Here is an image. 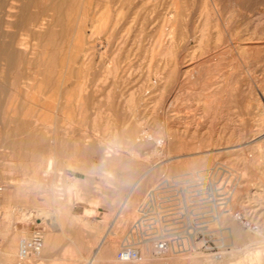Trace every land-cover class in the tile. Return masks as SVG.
<instances>
[{
    "label": "rangeland",
    "instance_id": "1",
    "mask_svg": "<svg viewBox=\"0 0 264 264\" xmlns=\"http://www.w3.org/2000/svg\"><path fill=\"white\" fill-rule=\"evenodd\" d=\"M25 1L0 0V48L6 49L12 43L9 49L16 54L12 69L0 61V137L5 139L10 133L16 137L13 143L5 144L15 146L14 149L3 150L7 159V153L15 152L11 168L0 164V231L6 222H14L13 227L24 234L18 236L17 249L19 241L30 238L35 231L41 232L44 238L42 252L24 261L27 264H89L95 256L92 264L223 261L237 264L243 253L242 246L246 245L247 232L256 227L259 220H264V0ZM11 12L21 13L11 15ZM44 22L56 23L44 38L49 41H46L47 51L36 46L38 25ZM89 52L94 54L90 56ZM30 66L31 69L27 68ZM104 74L108 77L104 78ZM35 76L41 81L33 79ZM40 82L47 91V98L35 97L44 105L42 109L28 105L25 99L29 97L24 94L25 84L36 86ZM10 91H14L12 96L18 94L17 98L13 96V99ZM78 93L82 94L79 98L84 103L80 104L83 108L72 101ZM3 113L8 115L5 120L1 117ZM143 128L150 136L142 132ZM37 132L47 142L54 133L64 149L58 151L62 158L50 171L46 168L50 151L40 150L38 144L26 140ZM65 134L80 140L79 145L83 146L77 147L74 140L64 139ZM89 136L98 142L94 149L86 145L85 139ZM153 137H165V144H157ZM22 140L26 144H21ZM66 144L68 147H64ZM8 169L13 170L12 173L8 174ZM4 176L14 177L16 185L28 183L29 186L17 191L15 185L3 182ZM207 188H215L216 198L227 199L224 209L233 211L228 213L240 215L234 224L223 222L222 231L215 233L207 247L198 242L185 252H169L158 257L150 244L137 240L133 227L137 210L151 190L156 189L160 196L182 190L179 194L195 201L196 208L206 210ZM99 196H115V209L125 207L128 215L126 223L114 226L100 249L97 229L90 222L76 221L70 215L74 202ZM25 197L29 203L21 202ZM126 197L131 198L128 203L124 201ZM25 206L55 210L60 213V221H41L30 214L25 218ZM222 211L216 207L211 215ZM56 222L60 223L59 228L53 225ZM231 226L237 229L235 237L230 236ZM131 232L133 236L126 240ZM1 239L0 236V244ZM48 239L51 247L44 253ZM128 245L139 249L141 261L118 260V251ZM43 255L45 258L40 259Z\"/></svg>",
    "mask_w": 264,
    "mask_h": 264
},
{
    "label": "bare ground",
    "instance_id": "2",
    "mask_svg": "<svg viewBox=\"0 0 264 264\" xmlns=\"http://www.w3.org/2000/svg\"><path fill=\"white\" fill-rule=\"evenodd\" d=\"M27 1V0H26ZM25 1V2H26ZM46 1H48V0H46ZM52 1H54L55 2V0H52ZM62 1V0H61ZM81 1V0H80ZM111 1V0H110ZM229 1V0H228ZM53 2V3H54ZM70 2V1H69ZM234 2V1H233ZM254 2V1H253ZM32 3V2H31ZM66 3H68V2H66ZM82 3V2H81ZM227 3V2H226ZM234 3H236V2H234ZM28 4V3H27ZM32 4H34V3H32ZM44 4V3H43ZM59 4V3H58ZM109 4H111V3H109ZM147 4V3H146ZM162 4V3H161ZM172 4V3H171ZM52 5V4H51ZM176 5V4H175ZM18 6H19V4H18ZM33 6V5H32ZM63 6V5H62ZM61 6V7H62ZM111 6V5H110ZM14 7H16V6H14ZM52 7H53V5H52ZM51 7V8H52ZM173 7V6H172ZM174 7H176V6H174ZM182 7V6H181ZM233 7V6H232ZM231 7V8H232ZM22 8H23V6H22ZM29 8V7H28ZM253 8V7H252ZM251 8V9H252ZM254 8H255V5H254ZM26 9V8H25ZM58 9H59V7H58ZM73 9V8H72ZM109 9V8H108ZM172 9V8H171ZM256 9V8H255ZM111 10V9H110ZM178 11H179V9H177ZM180 10H181V8H180ZM14 11V10H13ZM16 12H18V9H16L15 10ZM21 11V10H20ZM70 11H71V9H70ZM156 11V10H155ZM174 11V10H173ZM176 11V10H175ZM174 11V13H176ZM214 11V10H213ZM236 11V10H235ZM16 12H15V14H16ZM23 12V11H22ZM62 12V11H61ZM72 12V11H71ZM83 12V11H82ZM81 12V13H82ZM110 12V11H109ZM167 12V11H166ZM232 12V11H231ZM230 12V13H231ZM256 12V11H255ZM13 12H11L10 14L11 15H15V14H12ZM19 13H21V12H19ZM19 13H17L16 15H18ZM25 13H27V11H25ZM60 13V12H59ZM259 13V12H258ZM70 14H72V13H70ZM233 14V13H232ZM256 14V13H255ZM9 15V14H8ZM7 15V16H8ZM26 15V14H25ZM28 15V14H27ZM42 15V14H41ZM44 15V14H43ZM51 15V14H50ZM61 15H62V13H61ZM108 15H110V13H108ZM107 15V16H108ZM146 15V14H145ZM178 15H179V13H178ZM177 15V16H178ZM53 16H55V15H53ZM157 16V15H156ZM172 16V15H171ZM174 16H176V14L174 15ZM176 16V17H177ZM229 16V15H228ZM231 16V15H230ZM233 16V15H232ZM161 17V16H160ZM210 17V16H209ZM13 18H15V16L13 17ZM20 18H21V16H20ZM43 18V17H42ZM53 18V17H52ZM122 18V17H121ZM178 18V17H177ZM36 19V18H35ZM57 19V18H56ZM21 20V19H20ZM169 20H171V19H169ZM169 20H168V22H169ZM207 18H206V21H204V22H206V24L208 23L207 22ZM249 20V19H248ZM35 21H37V20H35ZM55 22H56V20H54ZM59 21H60V19H59ZM220 21V20H219ZM55 22H53V24L51 23H46V22H44V23H42L41 25H38V31H37V40H38V43L36 42V46L37 47H41V48H45V50H46V46H48V44H46V41H48V40H45L44 38L50 33V31H52L51 30V28L53 27L54 28V26H56V23ZM26 23V22H25ZM29 23V22H28ZM79 23H80V21H79ZM106 23H107V20H105L104 21V23L102 24L103 25V27L105 28L107 25H106ZM175 23V22H174ZM9 24V23H8ZM24 24V23H23ZM32 24V23H31ZM73 24V23H72ZM161 24V23H160ZM159 24V25H160ZM205 24V26H206V28H207V25ZM210 24V23H209ZM208 24V25H209ZM218 24V23H217ZM10 25H11V23H10ZM9 25V26H10ZM30 25V24H29ZM34 25V24H33ZM54 25V26H53ZM76 25V24H75ZM12 26V25H11ZM15 26V25H14ZM159 27V26H158ZM209 27V26H208ZM216 27V26H215ZM18 28V27H17ZM176 28H177V26H176ZM205 28V27H204ZM213 28V27H212ZM248 28H249V26H248ZM251 28V27H250ZM249 28V29H250ZM254 28V27H253ZM100 29H101V27H100ZM181 29V28H180ZM239 29V28H238ZM47 30V31H46ZM104 29L102 28V30L101 31H103ZM46 31V32H45ZM92 31H93V29H92ZM98 31H99V29H98ZM97 31V32H98ZM100 31V32H101ZM106 31V30H105ZM201 31H202V29H201ZM205 31H208V30H205ZM221 31V30H220ZM99 32V33H100ZM180 32V31H179ZM58 33V32H57ZM91 33V32H90ZM92 33H94V32H92ZM203 34L204 33H207V32H202ZM254 33V32H253ZM161 34V33H160ZM179 34V33H178ZM6 36H7V34H5ZM5 35L4 36H2V37H5ZM94 35V34H93ZM162 35H163V33H162ZM220 35V34H219ZM226 35V34H225ZM245 35V34H244ZM53 36V35H52ZM90 36V35H89ZM92 36V35H91ZM14 37V36H13ZM49 37H51V36H49ZM163 37V36H162ZM9 38V37H8ZM34 38V37H33ZM87 38H89L90 39V37H87ZM92 38H93V36H92ZM11 39V38H10ZM53 39V38H52ZM115 39V38H114ZM113 39V40H114ZM12 40H14V39H12ZM61 40V39H60ZM165 39H163V41H164ZM123 41H124V38H123ZM167 41V40H166ZM16 42V41H15ZM15 42H13V43H15ZM49 42V41H48ZM75 42V41H74ZM111 42V41H110ZM9 43H10V41H9ZM63 43H64V41H63ZM87 43V42H86ZM91 43H92V41H91ZM65 44V43H64ZM72 44H73V41H72ZM94 44V43H93ZM35 44H33V46H34ZM74 45V44H73ZM95 45V44H94ZM12 46V43L10 44V45H8V47L6 48V49H2V48H0V61L2 60V61H4V64H6L8 67H9V69H12V68H14L12 65H13V63L14 62H16V54L12 51V50H10L9 49V47H11ZM29 46V45H28ZM21 47V46H20ZM24 47H25V45H24ZM36 47V48H37ZM71 47H73L72 45H71ZM92 47H94V46H91L90 48H92ZM164 47V46H163ZM51 48V47H50ZM66 48V47H65ZM30 49H31V46H30ZM34 49V48H33ZM70 49V48H69ZM69 49H68V51H67V54H69L70 52H69ZM28 50V49H27ZM35 50V49H34ZM33 50V51H34ZM54 50H57V48L56 49H53V51ZM71 50V49H70ZM83 50V49H82ZM87 50H88V48H87ZM92 50H93V48H92ZM91 50V51H92ZM96 51H98L97 49H95ZM24 51H25V49H24ZM47 51V50H46ZM61 51V50H60ZM72 51V50H71ZM75 51H76V49H75ZM167 51V50H166ZM49 52H50V50H49ZM83 52V51H82ZM81 52V53H82ZM92 52H94V51H92ZM101 52V51H100ZM106 52V51H105ZM25 53V52H24ZM35 53H37V49H36V51H35ZM78 53V52H77ZM83 53H85V52H83ZM82 53V54H83ZM90 53V52H89ZM88 53V54H89ZM103 53V52H102ZM163 53H164V51H163ZM76 54V53H75ZM94 54V53H93ZM93 54H91L90 53V56L91 55H93ZM21 55V54H20ZM73 51H72V57H73ZM78 55V54H77ZM84 55V54H83ZM42 56H44V55H42ZM45 56H46V54H45ZM68 56V55H67ZM81 56V55H80ZM87 56V55H86ZM84 57V56H83ZM95 57V56H94ZM43 58V57H42ZM67 58V57H66ZM75 58H77V57H75ZM78 58H79V55H78ZM96 58V57H95ZM44 59H45V57H44ZM69 59V58H68ZM74 59V58H73ZM26 60V59H25ZM45 60H47V59H45ZM57 60V59H56ZM67 59H65V62H71L72 61V58H71V56H70V59H69V61H66ZM92 60L93 61H95L94 60V58H92ZM76 61V60H75ZM74 61V62H75ZM85 61H86V59H85ZM29 62V61H28ZM56 62L57 61H54L53 63H54V65H56ZM88 62H92V61H87V63ZM73 63V62H72ZM104 63V62H103ZM22 64V63H21ZM30 64H33V63H30ZM64 64H66V63H64ZM74 64H77V62H75ZM89 64V63H88ZM93 64V63H92ZM2 65V64H1ZM28 65H29V63H28ZM68 65V64H67ZM66 65V66H67ZM70 66H71V63L69 64ZM79 65V64H78ZM81 65V64H80ZM104 66H105V64H103ZM35 66H37V65H35ZM51 66H53V65H51ZM110 66V65H109ZM2 67V66H1ZM19 67H20V65H19ZM19 67H18V69H19ZM68 68H69V66H67ZM74 67V66H73ZM81 67H82V65H81ZM106 67H107V65H106ZM21 68V67H20ZM27 68H30L31 69V66L30 67H27ZM33 68V67H32ZM18 69H17V71H18ZM46 69H48V67H46ZM83 69V68H82ZM85 69V68H84ZM110 69V68H109ZM112 69V68H111ZM2 70V69H1ZM28 70V69H27ZM32 70H35V69H32ZM80 70V69H79ZM13 71V70H12ZM19 71H21V70H19ZM50 71V70H49ZM38 72V71H37ZM65 72H66V70H65ZM109 72V71H108ZM107 72V73H108ZM6 73V72H5ZM17 73V72H16ZM36 73V72H35ZM58 73V72H57ZM111 73V72H110ZM3 73H1V75H2ZM15 74V73H14ZM11 75H13V73L11 74ZM21 75V74H20ZM108 75H109V73H108ZM85 76V78H87L86 77V75H84ZM89 76V75H88ZM106 76H107V74L105 75L104 74V78H106ZM8 77V76H7ZM6 77V78H7ZM24 77V76H23ZM31 77V76H30ZM40 77H41V74H40ZM65 77V76H64ZM108 77V76H107ZM10 78L11 79H13L12 78V76H10ZM15 78H17L16 76H15ZM29 78V77H28ZM43 78V77H42ZM41 78V79H42ZM66 78V77H65ZM65 78L63 79V80H65ZM97 78V77H96ZM18 79V78H17ZM17 79H14L13 81H17ZM20 79V78H19ZM31 79V78H30ZM33 79H36L37 80V78H36V76H35V78H33ZM58 79V78H57ZM94 79V78H93ZM102 79V78H101ZM0 80H1V78H0ZM2 80H4V79H2ZM29 80V79H28ZM35 80V81H36ZM39 80V79H38ZM37 80V81H38ZM83 80V79H82ZM89 80V82H90V78L89 79H87V81ZM19 81V80H18ZM34 81V80H33ZM39 81H41V80H39ZM59 81V80H58ZM66 81V80H65ZM64 81V82H65ZM87 81H83V82H87ZM95 81V80H94ZM93 81V82H94ZM43 82V81H42ZM45 82V81H44ZM43 82V83H44ZM83 82H81V83H83ZM88 82V83H89ZM92 82V83H93ZM2 83V82H1ZM4 83V82H3ZM2 83V84H3ZM12 83V82H11ZM41 83V82H40ZM43 83H41V84H38V85H36V86H32V85H30V83L29 84H25L26 85V88H25V95L27 96V97H29V98H27V99H25V101H28V103L27 102H25V103H27L28 105H31L32 107H39L40 109H42V108H44V105H41L40 103H38V101L39 100H37V99H35V97L37 98V97H41V99L43 98H47V97H45L46 95H47V91L45 90V88H44V86H43ZM79 83H80V81H79ZM78 83V84H79ZM88 83H87V85H88ZM94 83H96V82H94ZM8 84V83H7ZM63 84V83H62ZM66 85V84H65ZM69 85V84H68ZM79 85H83V84H79ZM94 85V84H93ZM96 85V84H95ZM47 86H48V84H47ZM50 86V85H49ZM86 85H84V87H85ZM92 86V85H91ZM105 86V85H104ZM111 86V85H110ZM9 87V86H8ZM17 87V86H16ZM15 87V88H16ZM76 87H78V86H76ZM79 87H81V86H79ZM100 87V86H99ZM50 88V87H49ZM59 88L60 87H58L57 88V90L58 91H60L59 90ZM72 88V87H71ZM83 88V87H82ZM96 88V87H95ZM13 89V88H12ZM68 89V88H67ZM66 89V90H67ZM70 89V88H69ZM76 89V88H75ZM78 89V88H77ZM76 89V90H77ZM86 90H87V86H86V88H85ZM88 89H89V87H88ZM93 89V88H92ZM0 90H2L1 89V87H0ZM32 90V91H31ZM50 90V89H49ZM48 90V91H49ZM52 90V89H51ZM51 90H50V92H51ZM65 90V91H66ZM79 91L78 92H80L81 90L80 89H78ZM90 90V89H89ZM95 90V89H94ZM94 90H91L92 91V93H94L95 94V92H93ZM230 90V89H229ZM15 91V90H14ZM13 91V92H14ZM35 93H34V92ZM73 90H70V92H72ZM85 91V90H84ZM90 91V92H91ZM2 93H3V91H1ZM12 91H10V95H11V93H13ZM49 92V93H50ZM54 92V91H53ZM74 92V91H73ZM97 92V91H96ZM109 92V91H108ZM219 92V91H218ZM34 93V94H33ZM37 93V94H36ZM58 93V92H57ZM60 93V92H59ZM62 93V92H61ZM60 93V94H61ZM66 93V92H65ZM215 93V92H214ZM214 93H212V94H214ZM229 93H230V91H229ZM15 94H17L16 92H15ZM32 94V96L34 95V98L33 97H30V95ZM67 94H68V92H67ZM73 94V93H72ZM75 95H76V93H74ZM94 94L92 95V96H94ZM108 94V93H107ZM1 95V94H0ZM53 95V94H52ZM55 95V94H54ZM82 94H80V93H78L77 94V96H76V99H75V97H74V99L75 100H72V101H74L76 104L75 105H77L78 106V108L80 107V108H83V107H81V105L82 104H84L83 102H82V99L81 98H79V96H81ZM109 95H110V93H109ZM12 96V95H11ZM11 96H10V99H11V102H15V101H12V98H13V96L14 97H16L17 98V96H18V94L17 95H13L12 96V98H11ZM74 96V95H73ZM72 96V97H73ZM89 96H90V94H89ZM211 96V95H210ZM213 96V95H212ZM227 96H228V94H227ZM65 97H68L67 95H65ZM70 97H71V95H70ZM83 97V96H82ZM107 97H109V96H107ZM52 98V97H51ZM86 98H88V97H86ZM14 99V98H13ZM63 99V98H62ZM68 99V98H67ZM66 99V100H67ZM90 99V98H89ZM17 100V99H16ZM88 100V99H87ZM92 100V99H91ZM86 101V100H85ZM90 101V100H89ZM58 102H60V99H59V101ZM68 103L69 102H71L70 101V99H69V101H67ZM91 102V101H90ZM89 102V103H90ZM68 103H64V105H67ZM88 103V102H87ZM92 103V102H91ZM53 104V103H52ZM57 104V103H56ZM56 104H55V107H56ZM60 104V103H59ZM72 104H73V102H72ZM81 104V105H80ZM116 104V103H115ZM10 105V104H9ZM13 105H15V104H13ZM70 106V108H71V103L69 104ZM89 105V104H88ZM91 105V104H90ZM75 107V106H74ZM9 108V107H8ZM13 108V107H12ZM48 108V107H47ZM61 108V107H60ZM63 108V107H62ZM78 108H75V110H77ZM87 108V107H86ZM130 108V107H129ZM6 109V108H5ZM11 109V108H10ZM9 109V110H10ZM15 109V108H14ZM56 109V108H55ZM59 109V108H58ZM67 109V108H66ZM69 109V108H68ZM88 109H90L89 107H88ZM102 109V108H101ZM7 110V109H6ZM44 110H46V109H44ZM43 110V111H44ZM48 110V109H47ZM46 110V111H47ZM61 110V109H60ZM90 110H94V109H90ZM45 111V112H46ZM78 111H80V109L78 110ZM16 112V111H15ZM44 112V113H45ZM51 112V111H50ZM96 112H97V110H96ZM68 113V112H67ZM82 113V112H81ZM92 113H93V111H92ZM13 114V113H12ZM46 114V113H45ZM6 115H7V113H6ZM6 115L3 113V116H1L2 117V120H5L6 119ZM11 116V115H10ZM7 117H8V115H7ZM93 117H95V115L93 116ZM13 118V117H12ZM12 118L10 119V121H12ZM98 118V117H97ZM8 119V118H7ZM14 119H16V117H14ZM55 119H56V117H55ZM36 120V119H35ZM94 120V119H93ZM96 120V119H95ZM110 120V119H109ZM9 121V122H10ZM32 121V120H31ZM12 122H14V121H12ZM19 122V121H18ZM49 122V121H48ZM11 123V122H10ZM17 123V122H16ZM22 123V122H21ZM44 123V122H43ZM51 123V122H50ZM68 123V122H67ZM93 123H95V122H93ZM3 124H5L4 123V121H3ZM53 124V123H52ZM261 124H262V122H261ZM6 125V124H5ZM9 125V124H8ZM50 125V124H49ZM11 126V125H10ZM19 126V125H18ZM27 126V125H26ZM31 126V125H30ZM261 126V125H260ZM25 127V126H24ZM37 127V126H36ZM47 127V126H46ZM52 127H54V126H52ZM7 128V127H6ZM11 128H13V127H11ZM41 128V127H40ZM45 128V127H44ZM49 128V127H48ZM262 128V127H261ZM19 129H21V127H19ZM26 129V128H25ZM24 128H23V130H24V132L26 131ZM47 129V128H46ZM91 129V128H90ZM6 130V129H5ZM41 130H42V128H41ZM92 130V129H91ZM251 130V129H250ZM7 131H8V128H7ZM10 131V130H9ZM13 131H15V130H11L10 132H13ZM20 131V130H19ZM18 131V132H19ZM47 131V130H46ZM51 131V130H50ZM52 131H53V129H52ZM27 132H28V130H27ZM49 132V131H48ZM54 132V131H53ZM69 132V131H68ZM142 132L143 133H147L149 136H150V134L148 133V132H146L145 130H144V128L142 129ZM250 132V131H249ZM8 133V132H7ZM40 132H37V134H32V135H30V136H28L27 137V139L26 140H29V141H32V142H35L36 143V145L38 144V149H40V150H49L50 151V153L48 154L49 156H48V160H47V166H46V168L50 171L55 165H56V162L58 161V160H60L61 158H62V156H61V154H58V151L60 150V149H63V148H61V146H59V144H58V140H59V138H58V140H57V136L53 133V135H51V138H50V140H49V142H47L46 141V139L43 137V135H41V134H39ZM47 133V132H46ZM52 133V132H51ZM50 132H49V134H51ZM83 133V132H82ZM141 133V132H140ZM14 134V133H13ZM48 134V133H47ZM48 134V135H49ZM59 134V133H58ZM85 134V133H84ZM4 135V134H3ZM72 135V134H71ZM70 135V136H71ZM79 135V134H78ZM88 135H90V134H88ZM238 135V134H237ZM1 136V135H0ZM6 136V135H5ZM5 136H3V137H5ZM16 136V135H15ZM19 136V135H18ZM73 136H74V134H73ZM92 136V135H91ZM23 137H24V135H23ZM50 137V136H49ZM48 137V138H49ZM72 137V136H71ZM79 137V136H78ZM84 137V136H83ZM168 137L170 138V136H169V134H168ZM247 137V136H246ZM14 138H16V137H14L13 135H12V133H10L9 135L7 134V136L5 137V139H3V138H1L0 137V164H4L5 166L7 165V166H9V168H11L10 166H12V164H13V159L15 158L14 157V155H15V152H10L9 154L7 153V157H8V159L7 158H5L4 157V155H5V152L3 151V150H6V149H9V148H12V149H14V147H11V146H6L5 144L8 142V143H13V141H14ZM17 138H19V137H17ZM24 138H26V137H24ZM103 138V137H102ZM152 138V137H151ZM154 138V137H153ZM165 137H163V138H154V140L156 141V143L157 144H159V145H164L165 144V140L166 139H164ZM167 138V137H166ZM23 139V138H22ZM64 139H69V140H74V138L72 139V138H70V137H68V135L67 134H65V136H64ZM64 139H62V140H64ZM81 139V138H80ZM202 139V138H201ZM86 140V145L90 148V149H94V148H96L98 145V142H96V139H94V138H92V137H88L87 139H85ZM195 140V139H194ZM75 141V143L74 144H76V146L77 147H79L80 145V143H79V141L80 140H74ZM82 141L83 142H85L83 139H82ZM103 141V140H102ZM16 142V141H15ZM61 142V141H60ZM72 142V141H71ZM81 142V141H80ZM21 144H26V141H24V140H22L21 142H20ZM70 143V142H69ZM168 144V143H167ZM197 144V143H196ZM17 145H20L19 144V142H18V144ZM17 145H16V147H17ZM67 145V144H66ZM64 146V147H68V145L67 146ZM100 145H102V144H100L99 143V147L98 148H100L101 146ZM13 146V145H12ZM63 146V145H62ZM83 146V145H82ZM82 146H80V147H82ZM29 147V146H28ZM70 147H71V145H70ZM87 147V148H88ZM192 147V146H191ZM3 148V149H2ZM22 148H24V147H22ZM25 148H26V146H25ZM97 148V149H98ZM206 148V147H205ZM30 149V148H29ZM68 149V148H67ZM79 149V148H78ZM190 149V148H189ZM64 150V149H63ZM66 150V149H65ZM89 150V149H88ZM19 151V150H18ZM25 151V150H24ZM23 151V152H24ZM208 151V150H207ZM21 152V151H20ZM62 152V151H61ZM91 152V151H90ZM25 153H26V151H25ZM25 153L24 154H22V155H24L25 156ZM44 153H45V151H44ZM95 153V152H94ZM168 153V152H167ZM16 155H18L19 156V154H17V152H16ZM171 155V154H170ZM21 156V155H20ZM39 156V155H38ZM45 156H47V155H45ZM14 157V158H13ZM169 157V156H168ZM36 158V157H35ZM47 158V157H46ZM16 159V158H15ZM18 159V158H17ZM243 159H246V158H243ZM244 161H247V160H244ZM16 162V161H15ZM20 162V161H19ZM171 162V161H170ZM249 162V161H248ZM14 168V167H13ZM16 168V167H15ZM150 168V167H149ZM12 171L13 170H9L8 169V171H7V173L9 174V173H12ZM146 171V170H145ZM261 171H263V170H261ZM192 172V171H191ZM48 173V172H47ZM55 173V172H54ZM58 174V173H57ZM47 175V174H46ZM53 175H55V174H53ZM142 175V174H141ZM4 178V180H3V182H5V183H8V184H11V185H15V189L17 190V191H19V189H22V188H27L26 186H29L28 185V183L27 182H25V183H27L26 185L24 184H17L16 185V183L14 182V180H15V178L14 177H11V176H7V177H3ZM140 178V177H139ZM6 180H8V181H6ZM138 180H140V179H138ZM20 181V180H19ZM19 181H17L18 183H20ZM53 182V181H52ZM138 182L139 181H137V182H135L134 183V185L132 186V188L130 189V194L134 191V189L136 188V186H137V184H138ZM23 183H24V181H23ZM54 184V183H53ZM185 184V183H184ZM236 184V183H235ZM207 186V185H206ZM186 187V186H185ZM226 187H227V185H226ZM233 187H234V185H233ZM243 187V186H242ZM213 188V187H212ZM228 188V187H227ZM241 188V187H240ZM29 189H30V187H29ZM215 189V188H214ZM234 189H237V188H233V190ZM262 189V188H261ZM156 190V189H155ZM228 190V189H227ZM243 190V189H242ZM21 191H23V190H21ZM27 192L28 191H30V190H26ZM231 191V190H230ZM263 191H264V188H263ZM224 192V191H223ZM260 192V191H259ZM19 193V192H18ZM30 192H28V194H29ZM241 193V192H240ZM21 194V193H20ZM27 194V193H26ZM26 194H24V195H26ZM233 194H234V191H233ZM232 194V196H234ZM239 195H241V194H239ZM18 196V195H17ZM229 196H230V194H229ZM29 197V196H28ZM234 197H236V195L234 196ZM230 198V197H229ZM233 198V197H232ZM231 199V198H230ZM255 199H257L258 200V198L256 197ZM25 201V203H29V200H30V202H31V199H30V197H29V200H28V198L27 197H25V199H21V202L22 201ZM227 200V199H226ZM259 200H261V198L259 199ZM19 201H20V199H19ZM229 201V200H228ZM227 201V202H228ZM263 201V200H262ZM225 203H226V201H225ZM21 204V203H20ZM227 204V203H226ZM228 204H229V202H228ZM8 205V204H7ZM9 206V205H8ZM7 206V207H8ZM229 206V205H228ZM23 207V206H22ZM32 207V206H31ZM226 207V206H225ZM9 208V207H8ZM229 208V207H228ZM227 208V209H228ZM232 209V208H231ZM58 210V209H57ZM214 210V209H213ZM223 210V209H222ZM221 210V211H222ZM23 211L25 212V215L24 216H27V217H25V218H28V216H29V214L30 215H35V216H37L38 217V219L39 220H41V221H53L54 222V220L56 219V220H59L60 221V213L59 212H54V211H48V210H46L45 208H38V209H32V208H28V206H25L24 207V209H23ZM228 211V210H227ZM225 209L222 211V213L220 212L219 214H218V223H219V225H221L220 227H222V223L223 222H227V221H229L231 224H234L238 219H240V215H236V216H232V214L231 213H228V212H230L231 210H229L228 212H227ZM224 212H227L228 214H225ZM231 212H233V211H231ZM234 214V213H233ZM264 215V214H263ZM34 217V216H33ZM233 218H234V220H233ZM12 219V218H11ZM263 219V218H262ZM261 219V221L259 220V222L257 223V225H255L256 227H254L253 229H251L250 231H248L247 232V235H246V238H245V240L244 241H246V245L245 246H242V256H241V258H238L237 260V264H264V220H262ZM234 222V223H233ZM13 224H14V222L12 221V220H10V221H8V222H6V224H5V226H3V229L0 231V236H1V244H0V261H2L1 263L2 264H22L23 262H24V264H27V262H25L24 260L25 259H21L20 257H19V255H18V250H19V247H18V249H17V239L19 238L18 236H24V234L22 233L21 234V232L18 230V229H15V227H13ZM51 224H53V223H51ZM54 226H56V228H59L58 226L60 225V223H59V225H58V223L56 222V224L54 223L53 224ZM221 231H222V228H221ZM220 231V232H221ZM230 231H231V237H235L236 235H237V229L235 228V226H231L230 227ZM229 231V232H230ZM49 235V234H48ZM50 237V236H49ZM223 237H224V235H223ZM26 238V237H25ZM50 238H52V237H50ZM46 239V238H45ZM223 241V240H222ZM20 242V241H19ZM105 243V242H104ZM104 243H101L100 244V246L98 247V249H100L103 245H104ZM46 245H45V249H44V253H46V252H48L49 251V247H51L50 246V240L48 239L47 240V242L45 243ZM236 244V243H235ZM19 245V244H18ZM117 245V244H116ZM121 246V245H120ZM236 246V245H235ZM44 247V246H43ZM115 247H117V246H115ZM119 248V247H118ZM117 248V249H118ZM97 249V250H98ZM116 249V248H115ZM241 249V248H240ZM114 250V249H113ZM99 251V250H98ZM97 252V251H96ZM115 252V251H114ZM42 256V255H41ZM40 256V257H41ZM45 258V255H43V257H41L40 259H44ZM95 260V256H93L88 262H89V264H92L93 263V261ZM123 262H134V263H136V262H138V261H123ZM212 263V262H211ZM225 262L223 261V262H218V263H212V264H224Z\"/></svg>",
    "mask_w": 264,
    "mask_h": 264
},
{
    "label": "built area",
    "instance_id": "3",
    "mask_svg": "<svg viewBox=\"0 0 264 264\" xmlns=\"http://www.w3.org/2000/svg\"><path fill=\"white\" fill-rule=\"evenodd\" d=\"M180 192L183 193L182 190ZM179 193L160 196L157 190H151L137 210L133 226L137 240L150 244L154 255L158 257H164L169 252H185L198 242L207 247L221 229L219 212L217 215H211V212L216 207L224 209L226 198H216V190L209 188L207 201H204L207 203L206 210H200L195 207V201L187 200ZM130 235L133 236V232ZM43 246V235L35 231L30 238L20 240L18 255L21 259L38 255ZM117 258L120 261L143 259L139 249L130 245L122 247Z\"/></svg>",
    "mask_w": 264,
    "mask_h": 264
},
{
    "label": "crops",
    "instance_id": "4",
    "mask_svg": "<svg viewBox=\"0 0 264 264\" xmlns=\"http://www.w3.org/2000/svg\"><path fill=\"white\" fill-rule=\"evenodd\" d=\"M115 199V196H99L87 198L83 202L78 200L71 206V218L76 221H88L94 226L95 229H97L100 240L98 247L101 243H106V240L111 234V230L114 228V226L120 222H127L128 215L125 207L122 210L119 209L120 207L115 209ZM125 200H127L128 203L131 198L126 197L124 201ZM121 204L119 206H121ZM78 209L79 211H77ZM130 237L131 235L128 234L125 239L128 240Z\"/></svg>",
    "mask_w": 264,
    "mask_h": 264
}]
</instances>
